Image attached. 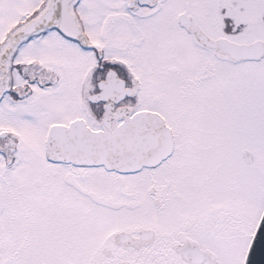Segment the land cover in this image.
I'll return each mask as SVG.
<instances>
[{
	"label": "snow or ice",
	"instance_id": "snow-or-ice-1",
	"mask_svg": "<svg viewBox=\"0 0 264 264\" xmlns=\"http://www.w3.org/2000/svg\"><path fill=\"white\" fill-rule=\"evenodd\" d=\"M0 264H264V0H0Z\"/></svg>",
	"mask_w": 264,
	"mask_h": 264
}]
</instances>
